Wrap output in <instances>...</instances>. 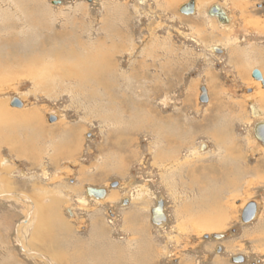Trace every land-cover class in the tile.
<instances>
[{
    "label": "rangeland",
    "instance_id": "374dc122",
    "mask_svg": "<svg viewBox=\"0 0 264 264\" xmlns=\"http://www.w3.org/2000/svg\"><path fill=\"white\" fill-rule=\"evenodd\" d=\"M189 2L0 0V23L12 24L0 31V193L10 196L0 197V264H36L17 240L18 226L32 223V198L49 220L48 243L21 235L42 255L37 264H264V147L252 136L264 88L251 77L264 78V0H194L193 14L180 13ZM214 6L228 27L208 15ZM92 66L86 79L67 74ZM209 168L229 171L230 186L202 177ZM87 187L106 196L87 198ZM213 194L223 225L194 226L215 214ZM160 200L158 227L150 211ZM251 202L257 216L242 223ZM99 245L116 253L94 259Z\"/></svg>",
    "mask_w": 264,
    "mask_h": 264
},
{
    "label": "bare ground",
    "instance_id": "6f19581e",
    "mask_svg": "<svg viewBox=\"0 0 264 264\" xmlns=\"http://www.w3.org/2000/svg\"><path fill=\"white\" fill-rule=\"evenodd\" d=\"M201 2V1H200ZM31 3V2H30ZM37 3V2H36ZM34 4V6L36 5V10L38 9V7H39V1H38V3L37 4ZM233 3V2H232ZM43 9V8H42ZM29 10V9H28ZM37 12H39V10L37 11ZM48 12V11H47ZM28 13V15L29 14H32V13H30V11L29 12H27ZM40 13V12H39ZM28 17V16H27ZM25 19V18H24ZM28 19H29V17H28ZM27 19V20H28ZM4 22H2V23H0V31H4V30H6L5 28L7 27V25L9 26V27H11L12 26V24H8V23H6V24H3ZM27 23V22H26ZM259 25H261V24H259ZM258 25V23L256 24V26H259ZM255 26V27H256ZM28 27V26H27ZM29 28V27H28ZM213 28V27H212ZM30 29V28H29ZM32 29V28H31ZM31 29H30V31H31ZM257 30V32L259 31V30H263V27H260V28H257L256 29ZM29 31V30H28ZM264 31V30H263ZM35 32V31H34ZM259 33V32H258ZM1 34H2V32H1ZM8 34V33H7ZM28 34H29V32H28ZM30 34H31V32H30ZM5 36V35H4ZM9 36H10V34H9ZM15 36V35H14ZM68 41V40H67ZM9 43V42H8ZM5 44V43H4ZM15 44V43H14ZM1 46V45H0ZM4 46H7V48H8V45H4ZM11 46V45H10ZM3 49H4V47H3ZM4 51V50H3ZM6 51V50H5ZM63 51V50H62ZM50 52V51H49ZM48 53V52H47ZM241 54L243 55L244 53L243 52H241ZM57 55V54H56ZM63 55H64V53H63ZM68 55V54H67ZM66 55V56H67ZM2 56V55H1ZM65 56V55H64ZM65 56V57H66ZM3 57V56H2ZM58 58V57H57ZM1 60V59H0ZM241 60V59H240ZM242 61V60H241ZM83 62V61H82ZM262 62V61H261ZM62 63H64V61L62 62ZM1 65V64H0ZM4 65V64H3ZM101 65V64H100ZM7 66V65H6ZM64 66V65H63ZM76 66V65H75ZM1 67V66H0ZM55 67H58L57 65H55L54 66V68ZM78 67V66H77ZM99 67V66H98ZM53 68V67H52ZM75 68V67H74ZM92 68V69H91ZM82 69V68H81ZM100 69V68H99ZM103 69V68H102ZM101 69V70H102ZM69 70V69H68ZM98 70V68H93V66L92 67H89V68H87L81 75H80V73H76V71L75 70H71V71H69V72H71V74H69V72L67 73L68 75H71V76H75V77H77V78H83V79H86V77L85 76H83L84 75V73H86L89 77L93 74V73H96V71ZM67 71V70H66ZM259 72H261V71H259ZM111 74V73H110ZM243 74V73H242ZM261 74V77H262V80L264 81V78H263V76H262V73H260ZM98 78V77H97ZM258 83H260L259 81H258ZM264 86V85H263ZM105 89V88H104ZM161 89V88H160ZM259 93V92H258ZM94 94V93H93ZM264 92H261L260 91V93H259V100H261V99H264ZM249 97V96H248ZM249 101V100H248ZM264 101V100H263ZM249 103H250V101H249ZM3 106V108H4V105H2ZM0 107H1V105H0ZM26 115V114H25ZM24 115V116H25ZM252 115L253 116H255V117H257L258 116V112L257 111H255L254 109L252 110ZM3 117V116H2ZM4 117H5V115H4ZM8 117V116H7ZM15 117H17V116H15ZM26 118H29L28 116H26ZM16 119V118H15ZM31 119V118H30ZM5 120H6V118H5ZM23 120V119H22ZM28 120V119H27ZM135 120V119H134ZM29 121V120H28ZM8 122H10L11 123V121H9L8 120ZM175 122H173L171 125H173ZM258 123H264V121L262 120V121H258ZM257 124V123H256ZM26 125V124H25ZM24 125V126H25ZM171 125H170V128H171ZM174 127V126H173ZM169 128V127H168ZM169 128V130H171ZM26 131V130H25ZM32 131V130H31ZM30 131V132H31ZM36 131V130H35ZM50 131V130H49ZM207 131V130H206ZM33 132V131H32ZM21 133V132H20ZM34 133V132H33ZM63 133V132H62ZM65 133H67V135H69L68 136V139H69V141H70V135H72L73 133L71 132L70 133V131L68 130V131H65ZM207 133V132H206ZM14 134V133H13ZM39 134V133H38ZM49 134V133H48ZM208 134H211L210 135V137H212V136H214V137H212V138H214V139H218V137L217 136H219L216 132H214V130L213 129H209V133ZM27 135V134H26ZM253 136V135H252ZM28 137V136H27ZM35 137V136H34ZM60 137V136H59ZM72 138H75L74 137V134L72 135ZM71 138V139H72ZM246 138V137H245ZM28 139V138H27ZM57 139H58V137H57ZM56 139V140H57ZM60 139H61V137H60ZM65 139V138H64ZM66 140V139H65ZM74 140V139H73ZM12 141H14V140H12ZM31 141V140H30ZM55 141V140H54ZM60 141V140H59ZM15 143H16V141H15ZM62 143V142H61ZM175 143V142H174ZM28 144H29V142H28ZM45 144V143H44ZM70 144V143H69ZM178 145H180V144H178ZM184 145V144H183ZM224 146V145H223ZM59 147V146H58ZM168 147H172L171 148V154H173V153H175V151H176V149H174V146H173V144H169V145H167V148ZM15 148V147H14ZM23 148V147H22ZM54 148V147H53ZM178 148V147H177ZM16 150H17V152L19 153H21L22 152V149H21V147L20 146H18L17 148H16ZM27 151V150H26ZM25 151V152H26ZM63 151L64 152H66L65 150H62L61 149V151L60 152H57V156L59 157L60 155H62V156H64L65 154H67V153H63ZM25 154V153H24ZM22 155V154H21ZM46 155V154H45ZM242 155V154H241ZM57 156H55V157H57ZM68 156V155H67ZM232 156V155H231ZM33 157V156H32ZM161 157H162V155H161ZM237 160V159H236ZM2 162V161H1ZM4 163H5V161L4 162H2V164L4 165ZM170 163V162H169ZM119 168H122L121 166L119 167ZM257 168V167H256ZM210 170L209 171H207V170H204L203 169V172H204V174L202 173V177H206V173L208 174V176L206 177L208 180H209V182H213V183H216V185H218L217 184V182H219V181H221V182H224V185L225 186H230V179H229V176H228V172L226 171V173H223L222 171H219V173H217L216 171L217 170H215L214 168H209ZM166 172V171H165ZM174 172V171H173ZM172 173V172H171ZM259 173V172H258ZM263 173V172H262ZM194 174V173H193ZM214 174H216V176L214 175ZM172 177V176H171ZM217 178V179H216ZM202 180V179H201ZM217 182H216V181ZM6 181V180H5ZM5 181H3V182H5ZM200 184V183H199ZM207 186H211V185H207ZM207 186H205V191L203 192V194H207V190H209L210 192H212L214 189L213 188H210V187H207ZM211 187H213V186H211ZM220 187V186H219ZM204 188V187H203ZM4 190H6L5 188H4ZM147 190V189H146ZM1 191V190H0ZM2 192V191H1ZM144 192V191H143ZM199 193V192H198ZM202 194V195H203ZM22 196V195H21ZM0 197H1V199H8V198H10V196H8V193L7 192H4V193H0ZM14 197H19V195H14ZM87 197V196H86ZM204 197V196H203ZM27 198V197H26ZM87 198H91V197H87ZM93 198V197H92ZM115 199L116 198V195L115 194H111L110 195V200L111 199ZM17 199V198H16ZM18 199H20V198H18ZM31 199V198H30ZM94 199H96V198H94ZM208 199V198H207ZM217 199H218V197L216 198L215 197V194H213V196H211V200L208 202L209 204H208V206L209 207H211V208H214L215 210H216V212H215V214H209L208 215V217H205V213L206 214H208L207 212H205L204 213V216H198V219H197V221H196V218H195V221L196 222H194V226H196V225H198V228H199V226H201L200 228L202 229V228H204V229H214V228H217V229H220L221 228V224L223 225V223H222V216H221V211H220V213H219V208H221L220 207V205H219V208H218V202H217ZM24 200V199H23ZM53 200V199H52ZM209 200V199H208ZM83 204H86L87 202H86V200H84V199H82V200H80ZM99 201H100V199H99ZM202 201V200H201ZM207 201V200H206ZM25 203H27V202H25ZM202 203V202H201ZM58 204V203H57ZM203 204H205V203H203ZM193 206V205H192ZM191 206V207H192ZM27 207H28V210L31 208V210L29 211V212H33V214H32V218L30 219L31 221H32V223L30 222H27V224H25V225H23V224H21V225H19L18 226V229H17V232H18V241H19V243H20V247H21V250H22V252H24V255H27V254H29V256H26V257H29L31 260H33L36 264L37 263H40V259H42L43 257H42V255L41 254H39V252H37V250L36 249H34V250H32L31 248H29V246H28V244H24L22 241H21V235L23 234V233H25L26 231L28 232V231H31V238H32V241L34 240L36 243H37V241H38V243H40V244H46V243H48V241H47V234H46V230H47V221H49V220H46V217H45V212H46V210H45V207H43V205L41 204V203H39L38 201H36L34 198H32V201H30V202H28L27 203ZM201 207H206V206H201ZM182 208V207H181ZM189 208V207H188ZM186 209V208H185ZM222 209V208H221ZM53 211H56L55 209L53 210ZM54 213H58V212H54ZM59 214V213H58ZM256 214H257V206H256ZM31 216V215H30ZM195 216V215H194ZM225 216V215H224ZM255 216H257V215H255ZM255 218V217H254ZM56 219L54 218V217H52L51 219H50V221L52 222H54ZM132 220V219H131ZM255 220V219H254ZM133 221H134V223H136L135 222V219H134V217H133ZM26 223V222H25ZM250 224V223H249ZM57 225H59V224H57ZM30 227V230H27L28 228ZM33 227V229L31 230V228ZM50 227V226H49ZM59 227V226H58ZM55 228V227H54ZM217 229H214V230H217ZM102 230L103 229H100L99 227H98V225L96 224V225H94L93 226V229H92V231H91V233L94 235V237L96 236L97 237V239H99V237H101V236H103L104 234H103V232H102ZM210 231H213V230H210ZM53 232V231H52ZM48 233V232H47ZM65 233V232H64ZM30 234V233H29ZM51 235V234H50ZM64 235V234H63ZM93 239H95V238H93ZM22 240H24V239H22ZM90 240H92V239H90ZM95 241V240H94ZM97 241V240H96ZM28 243V242H27ZM93 243V242H92ZM99 243H100V241H99ZM48 247V246H47ZM92 249V255L91 256H93V258L94 259H97V260H100V259H102L103 258V256L104 255H106V252L107 251H109V254H113V253H116V250L115 249H106L104 252H103V249H102V247L99 245L98 247H96V248H91ZM43 250V249H42ZM50 250V249H49ZM51 251V250H50ZM49 253V252H48ZM51 254H52V252H50ZM55 254H57V253H55ZM59 255V254H58ZM132 255H137V254H132ZM145 255V254H144ZM139 256L140 257H143L141 254H139ZM121 257V256H120ZM57 258V257H56ZM58 258H59V256H58ZM50 259V258H49ZM9 259H7L6 260V263L5 264H8L10 261H8ZM60 260V259H59ZM90 260V259H89ZM89 260H88V262H89ZM145 260V259H144ZM20 260L19 259H17V261L16 262H18V263H20L19 262ZM28 261V260H27ZM39 261V262H38ZM45 261V260H44ZM78 261V260H77ZM80 261V260H79ZM79 261H78V264H79ZM82 261V260H81ZM83 261H85V260H83ZM87 261V260H86ZM85 261V262H86ZM115 261V260H114ZM48 262V261H47ZM87 262V263H88ZM91 262V261H90ZM89 262V263H90ZM44 263H46V262H44ZM67 263V262H66ZM4 264V263H3ZM21 264V263H20ZM51 264V263H50ZM80 264H82V262H80Z\"/></svg>",
    "mask_w": 264,
    "mask_h": 264
},
{
    "label": "water",
    "instance_id": "95a60500",
    "mask_svg": "<svg viewBox=\"0 0 264 264\" xmlns=\"http://www.w3.org/2000/svg\"><path fill=\"white\" fill-rule=\"evenodd\" d=\"M216 8V7H215ZM180 13L185 14V15H190L193 14L194 12V0H190L189 3L181 6L179 8ZM213 16H223L222 15V11L218 12V14H214ZM224 17V16H223ZM226 18H224L225 20ZM218 50V49H215ZM216 53H221V51H216ZM251 77L255 80V81H260L262 83V85H264V81L262 80L261 74L258 70H253L251 72ZM199 101L200 103H207L208 101V95H207V91L205 88H201L200 89V96H199ZM14 105L16 107H21V103L16 100ZM55 120V118H49V122H53ZM252 135L254 137V139H256V141L262 145L264 147V123H257L254 125L253 129H252ZM117 184L116 183H112L111 187L114 188L116 187ZM85 194L87 197H93L96 199H103L106 196V191L104 189H95V188H85ZM150 215H151V223L160 227L163 226L166 222V217L163 213V207H162V202L161 200L157 202L156 206L150 211ZM256 215V205L254 203H249L247 205H245L244 209L241 212L240 215V221L242 223H249L251 222L254 217ZM112 216V215H111ZM214 239H222L224 238V235H212ZM232 261L234 263H243L244 262V258L239 256L236 258H233Z\"/></svg>",
    "mask_w": 264,
    "mask_h": 264
},
{
    "label": "flooded vegetation",
    "instance_id": "af4514ba",
    "mask_svg": "<svg viewBox=\"0 0 264 264\" xmlns=\"http://www.w3.org/2000/svg\"><path fill=\"white\" fill-rule=\"evenodd\" d=\"M259 7H258V10H261V9H263V7L264 6H260V5H258ZM221 12L222 11V15L224 16H217V20L219 21V22H222L223 24L222 25H224V27H228V23H229V20L230 19H228V17L226 16V13L221 9V8H219V7H216L215 8V6L214 7H212L211 9H209L208 10V15H214V14H218V12ZM224 18H226L225 20H224ZM231 21V20H230ZM263 88H264V86H262ZM254 127V126H253ZM252 203V202H251Z\"/></svg>",
    "mask_w": 264,
    "mask_h": 264
},
{
    "label": "crops",
    "instance_id": "0c3cea01",
    "mask_svg": "<svg viewBox=\"0 0 264 264\" xmlns=\"http://www.w3.org/2000/svg\"><path fill=\"white\" fill-rule=\"evenodd\" d=\"M140 249H143V248H140ZM140 249H139V250H140ZM143 250H144V249H143ZM143 250H142V251H143ZM139 254H140V253H139ZM142 254L144 255V252H143ZM145 255H146V254H145ZM145 255H144V256H145ZM139 258H141V257L139 256Z\"/></svg>",
    "mask_w": 264,
    "mask_h": 264
}]
</instances>
